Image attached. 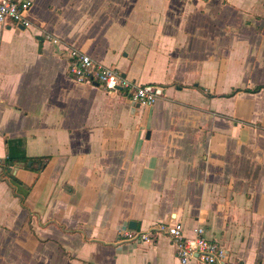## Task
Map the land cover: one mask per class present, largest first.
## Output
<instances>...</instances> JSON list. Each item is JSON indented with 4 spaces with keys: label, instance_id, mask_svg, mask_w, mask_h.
I'll return each mask as SVG.
<instances>
[{
    "label": "crops",
    "instance_id": "1",
    "mask_svg": "<svg viewBox=\"0 0 264 264\" xmlns=\"http://www.w3.org/2000/svg\"><path fill=\"white\" fill-rule=\"evenodd\" d=\"M30 1L0 26V264H181L120 241L158 224L264 264V0ZM70 47L163 97L76 83Z\"/></svg>",
    "mask_w": 264,
    "mask_h": 264
},
{
    "label": "built area",
    "instance_id": "2",
    "mask_svg": "<svg viewBox=\"0 0 264 264\" xmlns=\"http://www.w3.org/2000/svg\"><path fill=\"white\" fill-rule=\"evenodd\" d=\"M30 0H0V26L15 25L24 29L31 26L28 13ZM70 59L68 71L71 78L80 84L95 85L106 93L120 92L141 106H151L163 97V88L158 85H135L126 79L116 68L105 66L78 48L68 49ZM120 241L138 244L152 243L166 237L174 245L176 256L181 264L196 260L199 264H233L227 251L219 244L208 241L201 228H195L189 238L182 233L180 224H158L145 232L120 230Z\"/></svg>",
    "mask_w": 264,
    "mask_h": 264
},
{
    "label": "trees",
    "instance_id": "3",
    "mask_svg": "<svg viewBox=\"0 0 264 264\" xmlns=\"http://www.w3.org/2000/svg\"><path fill=\"white\" fill-rule=\"evenodd\" d=\"M20 162H22L21 160H7L6 161V164H8V165H13V164H16V163H20Z\"/></svg>",
    "mask_w": 264,
    "mask_h": 264
}]
</instances>
